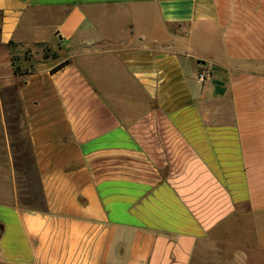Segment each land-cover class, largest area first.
<instances>
[{
	"label": "crops",
	"instance_id": "obj_1",
	"mask_svg": "<svg viewBox=\"0 0 264 264\" xmlns=\"http://www.w3.org/2000/svg\"><path fill=\"white\" fill-rule=\"evenodd\" d=\"M0 264H264V0H0Z\"/></svg>",
	"mask_w": 264,
	"mask_h": 264
},
{
	"label": "rangeland",
	"instance_id": "obj_2",
	"mask_svg": "<svg viewBox=\"0 0 264 264\" xmlns=\"http://www.w3.org/2000/svg\"><path fill=\"white\" fill-rule=\"evenodd\" d=\"M49 54H51V56H56V53L53 52ZM18 119L16 117L15 121L11 123V136H9L8 141H6V145H8L11 150L9 159L12 160L16 182L23 195L22 203L30 206H38L41 204L42 200L40 185L30 152L31 149L28 143L25 123L23 118H20V121H18Z\"/></svg>",
	"mask_w": 264,
	"mask_h": 264
},
{
	"label": "trees",
	"instance_id": "obj_3",
	"mask_svg": "<svg viewBox=\"0 0 264 264\" xmlns=\"http://www.w3.org/2000/svg\"><path fill=\"white\" fill-rule=\"evenodd\" d=\"M48 56V55H47ZM17 60L18 59H13V67H14V70H15V72L16 73H22V72H24L23 71V68L25 67L22 63H18L17 62ZM70 63V61L69 60H67V61H65L64 63H62V64H60L59 66H57L56 68H54V70L53 71H58V70H60L61 68H63L64 66H66L67 64H69ZM32 207L34 206H36V205H31Z\"/></svg>",
	"mask_w": 264,
	"mask_h": 264
},
{
	"label": "built area",
	"instance_id": "obj_4",
	"mask_svg": "<svg viewBox=\"0 0 264 264\" xmlns=\"http://www.w3.org/2000/svg\"><path fill=\"white\" fill-rule=\"evenodd\" d=\"M205 78H206V75H205V74H201V75H200V79H201V80H205Z\"/></svg>",
	"mask_w": 264,
	"mask_h": 264
}]
</instances>
